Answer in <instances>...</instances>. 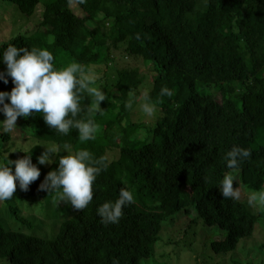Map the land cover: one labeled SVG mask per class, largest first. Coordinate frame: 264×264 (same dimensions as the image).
I'll return each instance as SVG.
<instances>
[{
	"label": "trees",
	"instance_id": "obj_1",
	"mask_svg": "<svg viewBox=\"0 0 264 264\" xmlns=\"http://www.w3.org/2000/svg\"><path fill=\"white\" fill-rule=\"evenodd\" d=\"M0 5L13 6L28 19L37 16L34 29L0 36V60L10 44L47 49L56 69L78 62L80 78L96 74L93 86L104 78L99 89L107 97L97 110L95 97L80 92L82 111L74 119L101 126L94 140H81L75 127L67 135L52 129L42 113L18 117L9 132L0 126V163L31 155L41 172L27 191L17 182L14 197L0 201L5 217L18 225L11 230L0 217V264H113L114 259L177 264L175 249L188 247L190 232L194 236L204 228L216 236L204 246L210 263L252 264L237 248L253 234L264 209L237 196L224 198L220 185L231 174L234 189H264V0H0ZM9 7L2 10L7 16ZM7 23L0 19V29ZM118 57L149 65L150 84L136 68L112 71ZM5 69L0 62V72ZM7 79V84L0 80V91L14 87ZM146 86L156 106L149 126L131 116L137 104L132 94ZM165 86L171 97H161ZM129 99L131 108L125 107ZM12 132L49 146L5 150L17 136ZM51 146L60 152L50 154L52 163L40 165L38 157ZM233 146L250 149L251 157L230 169L225 156ZM81 149L107 166L99 165L92 201L76 210L56 191L39 186L58 169L60 156ZM121 188L132 192L134 203L124 207L118 223L105 225L97 209L115 202ZM22 202L67 217L58 225L39 219L22 211ZM175 222L178 230L171 232L177 237L156 249L162 230L173 229ZM252 248L262 249L264 242Z\"/></svg>",
	"mask_w": 264,
	"mask_h": 264
},
{
	"label": "clouds",
	"instance_id": "obj_2",
	"mask_svg": "<svg viewBox=\"0 0 264 264\" xmlns=\"http://www.w3.org/2000/svg\"><path fill=\"white\" fill-rule=\"evenodd\" d=\"M81 3L85 0H80ZM54 56L47 49L17 47L8 45L3 53L2 60L6 65L4 72H0V80L8 83L7 77L12 78L14 87L11 91H0V112L5 119L0 121V126L5 132L17 128L18 117H28L34 113H42L46 124L62 134H69L71 128L78 129L80 139L83 141L94 140L101 126L94 120L83 122L74 119L81 111L80 92L86 90L90 96L95 97V107L100 109V102L107 99L105 93L91 86L98 78L96 74H82L81 65L72 63L63 69H56L53 64ZM134 97V94H132ZM161 97H171L173 92L168 87H162ZM6 99L10 103H6ZM142 110L149 116L155 112V104L151 102L150 96L145 93ZM133 100L129 99L125 107L131 108ZM71 114L72 118H68ZM38 144H34L32 151ZM68 148L67 145L64 146ZM60 152L59 146L45 148L38 157L40 165L52 163L50 154ZM8 156V154H7ZM251 157L250 149L233 146L225 156L227 167L235 169L239 164ZM106 162L96 160L87 149H81L74 154L60 156L59 167L50 171L40 184V188L56 191L58 198L70 202L76 210H83L93 199V184L97 175L102 171L99 166ZM14 165V171L10 167ZM40 168L32 162L31 155L15 161L9 160L6 164L0 163V201H7L14 197L17 182L20 189L27 191L30 183L40 177ZM234 177L226 175L220 185V191L224 198H234L237 193L234 189ZM259 203L264 205V190L254 192L250 198V204ZM134 203L131 191L121 188L119 198L115 201H107L100 205L97 214L101 223L115 224L123 216V209L128 204ZM113 264H119L114 259Z\"/></svg>",
	"mask_w": 264,
	"mask_h": 264
},
{
	"label": "rangeland",
	"instance_id": "obj_3",
	"mask_svg": "<svg viewBox=\"0 0 264 264\" xmlns=\"http://www.w3.org/2000/svg\"><path fill=\"white\" fill-rule=\"evenodd\" d=\"M9 7L6 5H0V19H4V22H9L6 24V28L0 29V36H10L11 34V30H13L14 32L18 31V33L20 32V28H24L25 30H32L34 29V23L37 19V16L33 17V18H25L21 15H19V13L16 12V10L14 9L13 6H10L9 8H11V12L7 11V14L10 16H7L5 14V11H2L4 8ZM73 11L74 12H79V10L77 9L76 6H73ZM3 26H5L3 24ZM22 28V29H23ZM44 29L40 28V31L42 32ZM132 67V68H136L139 70V72L143 75L146 76V83L145 84H150V77L152 75L151 73V69L149 67V65L142 63V60L137 59V60H133L130 58H124L121 59L120 57L116 58L115 62L112 63L111 65V70L114 71L116 67ZM112 73L108 74V81L111 82V77L110 76ZM102 76H104V74H102ZM106 79V78H105ZM104 78L101 81V83H97L96 85L92 86L96 87V88H100L99 85L100 84H104L105 82ZM148 91V87H144L141 88L138 93L134 94V99L135 102L137 101V104H135L134 109L131 110V116L142 122H144L146 125H150V119L153 117V115L155 114V112L149 116L147 115L141 108V106H139V104H142L144 101L142 99V96L145 95V93H147ZM213 95L215 96V98H219L220 99V94L218 91H213ZM112 101V100H111ZM137 111H139V113H137ZM2 117V118H1ZM4 118L3 116H0V121H2ZM13 136L17 135V132H12ZM19 137V134L16 137H13V140L6 143L4 145V149L5 150H10L11 152L13 151H25V149H30L32 145L34 144H39L42 145L43 147H48L49 144H40L37 141L33 140V139H28L27 141L21 139ZM53 147V146H51ZM6 153V152H5ZM48 164V163H47ZM264 190V189H263ZM236 193H237V197L246 200L249 203V198L250 196L254 193V191L243 188V187H238L235 189ZM18 207H22V211L27 210L29 213H33V216H36L37 218H44V219H48V221H54L56 224L57 223H62L64 221V219H66L67 215L66 214H61V216L59 215V213L55 212V211H47V212H41L39 209H43L42 206H37V205H28L26 202H22V203H18ZM73 207V206H72ZM251 208L255 209L258 208L260 210L264 209V205L259 204L258 202L256 204H251L250 205ZM39 208V209H38ZM0 217L3 218L4 222L7 224L8 228H10L11 230H16L18 228V225L15 224L14 222H12L11 220H8L5 215L3 214V206L0 203ZM181 222V221H179ZM179 222H175L173 224V229L170 230V227H165V229L162 230L160 236L161 239L156 243V249L158 248V246H165L167 245V242L169 240H173L177 237V233L176 232H171L172 230H178L177 225ZM260 222H263L264 225V216H261L258 224ZM257 224L255 231L253 232V234L244 239L243 243L242 241H240L239 245L237 248V251H241V255H245L247 258V260L249 262H251L252 264H264V248L262 249H257V248H252V247H256L259 246V244H261L262 242H264V227H260ZM58 225V224H57ZM56 225V226H57ZM48 226L49 223H48ZM170 230V231H169ZM191 234L188 235L187 239H185L188 243V247H186L185 249H175V252H178V256L175 257L176 260L178 261L177 264H214V260L212 263H210L205 256L210 255L211 253L204 248V246H207V244L209 243V241L212 238H216L211 236V229H207L204 228L202 229L201 233L194 235L193 236V232H190ZM191 242V243H189ZM172 251L173 248L167 247L166 250H170ZM205 249V250H204ZM216 261H218L217 258H215ZM176 263V262H175ZM225 263V261H224ZM223 263V264H224Z\"/></svg>",
	"mask_w": 264,
	"mask_h": 264
}]
</instances>
